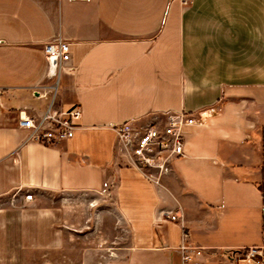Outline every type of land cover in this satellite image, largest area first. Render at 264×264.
I'll return each mask as SVG.
<instances>
[{"label":"crops","instance_id":"0c3cea01","mask_svg":"<svg viewBox=\"0 0 264 264\" xmlns=\"http://www.w3.org/2000/svg\"><path fill=\"white\" fill-rule=\"evenodd\" d=\"M57 37L72 60L55 108L82 116L45 145L19 121L51 102L42 44ZM0 89V264H255L264 0H0ZM204 108L215 110L161 185L117 144L113 125ZM55 194L96 200L45 201ZM183 243L201 255L185 261Z\"/></svg>","mask_w":264,"mask_h":264},{"label":"built area","instance_id":"2783aa9c","mask_svg":"<svg viewBox=\"0 0 264 264\" xmlns=\"http://www.w3.org/2000/svg\"><path fill=\"white\" fill-rule=\"evenodd\" d=\"M90 2L91 0H69ZM47 61L46 79L52 81V97L48 108L40 114H28L22 111L19 126L29 131L28 139L45 145H58L74 136L76 122L81 118L79 106L68 110L55 108L59 83L62 74L72 60L70 43L57 37L42 44ZM3 90L0 89V101ZM214 108H204L195 111L181 110L168 112L163 118H154L148 124L135 126L132 122L113 125L117 144L126 153L129 163L144 171L145 167L158 170V174L173 170L174 162L184 155L186 132L191 127H202L207 123ZM160 182L157 181V184ZM18 190L17 193H19ZM24 198L33 201L35 194L26 190ZM183 259L192 260L201 255L200 246L183 243L180 247ZM245 255L255 264H264V245L246 248Z\"/></svg>","mask_w":264,"mask_h":264},{"label":"rangeland","instance_id":"374dc122","mask_svg":"<svg viewBox=\"0 0 264 264\" xmlns=\"http://www.w3.org/2000/svg\"><path fill=\"white\" fill-rule=\"evenodd\" d=\"M144 171L149 174L150 176H152L155 184H157V181L160 182L159 184L161 185L163 183V178L165 176H167L168 174H170L172 171L168 172V173H163L162 175H159L158 170L155 169H150L149 167H145ZM18 195L17 192L14 193V196ZM81 200V201H89V202H93L96 199L93 196H89V197H84V196H76V197H70V196H65L64 194H55V195H50L48 197H46V202L47 203H51V204H55V203H65V201L68 202V204L71 203H75L76 201ZM99 204V203H96ZM99 209V208H98ZM118 226V224H117ZM118 228V227H117Z\"/></svg>","mask_w":264,"mask_h":264}]
</instances>
